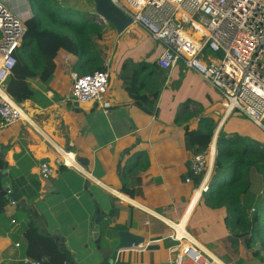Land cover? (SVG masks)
Segmentation results:
<instances>
[{
	"label": "crops",
	"instance_id": "crops-1",
	"mask_svg": "<svg viewBox=\"0 0 264 264\" xmlns=\"http://www.w3.org/2000/svg\"><path fill=\"white\" fill-rule=\"evenodd\" d=\"M2 1L26 20L34 12L33 4L38 5L36 0ZM75 7L105 31L99 44L102 56L106 54L109 86L98 101L75 104L70 89L78 54L59 49L52 78L32 83V96L19 103L25 118L0 126V159L6 165L1 185L11 190L13 169L19 171L22 186L38 180L33 205L44 218L35 230L26 211L31 205L12 195L14 201L0 214V264H22L23 257L41 259L42 264H102L117 241L116 231L122 229L142 235L143 247L116 252L114 264H176L181 242L164 219L184 220L181 226L184 223L205 250L226 264H264L260 241L249 247L225 224L227 204L210 208L201 199L199 180L185 181L192 154L184 145L185 126L193 128L199 119L211 118L217 124L216 138L237 132L257 140L253 122L237 109L228 113L221 92L182 62L169 69L158 66L163 45L143 27L129 24L118 34L96 16L93 0ZM122 75L138 77L143 92L156 97L135 102ZM63 157L68 164L58 162ZM42 161L53 168L48 178L39 175ZM7 175L10 182L4 180ZM251 181V190L258 193L260 184L253 186ZM21 204L24 212L18 209ZM112 205L116 215H111ZM97 218L103 221L99 248L92 230ZM64 253L70 255V263Z\"/></svg>",
	"mask_w": 264,
	"mask_h": 264
},
{
	"label": "built area",
	"instance_id": "built-area-1",
	"mask_svg": "<svg viewBox=\"0 0 264 264\" xmlns=\"http://www.w3.org/2000/svg\"><path fill=\"white\" fill-rule=\"evenodd\" d=\"M109 1L120 8L130 24L143 27L163 45L158 66L169 69L178 61L182 62L221 92L227 101L228 113L237 109L264 130V0ZM25 21L23 15L0 0L1 127L25 118L20 104L5 91L6 80L16 63V51L26 31ZM194 32H201L200 37L195 39ZM205 48H208L207 53ZM211 54L216 58H209ZM72 79L70 99L75 104L98 101L109 86L107 69L74 74ZM211 148L191 154L189 159L191 174H201L198 186L201 192L208 189L211 159L216 153ZM58 162L68 164L64 157ZM52 173V166L42 161L40 177L48 178ZM192 175L186 176L185 181L190 182ZM5 187L10 194L9 185ZM183 221L164 219L166 226L174 231L173 236L181 242L180 261L176 264H226L205 250L186 230L185 224L181 226ZM181 228L182 235L178 236ZM136 247L142 248L143 243ZM19 260L22 264H42L41 259L30 257Z\"/></svg>",
	"mask_w": 264,
	"mask_h": 264
},
{
	"label": "trees",
	"instance_id": "trees-1",
	"mask_svg": "<svg viewBox=\"0 0 264 264\" xmlns=\"http://www.w3.org/2000/svg\"><path fill=\"white\" fill-rule=\"evenodd\" d=\"M51 4L39 6L34 3V12L25 21L26 31L22 37V45L15 54L16 63L5 83V91L18 103L32 96V83L36 81L47 83L52 78L56 68L55 56L59 49L78 54L74 64L77 75L106 70V54L104 52L102 56L103 46L99 44L105 33L102 26L86 17L74 19L66 12L61 17L58 14L59 9ZM106 23L114 29L110 22ZM200 35L197 32L193 34L195 39ZM204 52L207 53L208 48H205ZM122 78L125 89L135 102H152L156 97V94L149 95L143 92L138 77L122 75ZM187 119L188 114H185L183 120ZM216 125L211 118H201L195 127L185 126V148L191 150L192 154L206 150L212 141ZM254 126H251V129L257 134V140L264 142L263 133L255 124ZM257 140L238 133L221 134L217 137L216 155L208 189L202 193L201 199L210 208L225 202L227 204L225 224L236 230L237 235L243 237L249 247L251 243L259 240L261 248L264 249V144ZM3 166L4 161L0 159V171ZM252 170L260 176L261 189L258 193L251 190ZM18 173L19 171L14 169L10 171L14 181L9 195H13L17 201L24 197L29 202L31 206L26 211L36 225L35 230L38 231L39 224L44 222L42 214L33 205L39 193V182L33 180L29 187L22 186ZM189 175L192 174L188 164L186 176ZM200 177L201 174L192 175L194 181H198ZM4 180L10 182V176L7 175ZM16 183L23 187L21 194L17 191ZM122 191L133 195L125 188ZM9 201L6 196L0 195V214ZM18 209L24 212L25 205L21 204ZM117 212L112 205L111 215H116ZM41 236L49 241L48 236L44 234ZM51 242L53 243L52 240ZM54 246L58 249L56 243ZM64 254L67 263H70L72 260L70 255ZM119 258L122 259L121 256Z\"/></svg>",
	"mask_w": 264,
	"mask_h": 264
},
{
	"label": "water",
	"instance_id": "water-1",
	"mask_svg": "<svg viewBox=\"0 0 264 264\" xmlns=\"http://www.w3.org/2000/svg\"><path fill=\"white\" fill-rule=\"evenodd\" d=\"M94 1V7H95V13L102 18L105 21L110 22L116 32L118 34L122 33L123 30L130 24V19L126 17L123 12L120 10V8L110 2L109 0H93ZM216 143V137L214 139V144ZM6 173V165L3 166V168L0 171V180L4 177ZM0 195L6 196L10 201H14V197L12 195H9L7 193V188L1 185L0 182ZM96 224L92 225L93 230V238L95 240V243L98 244V248L100 247L99 240V226L103 223L100 219L95 220ZM55 239H60L56 233H54ZM116 243L113 245V247L110 249V252L108 255L105 256L106 261L102 264H114V256L116 252H120L123 249H128L132 247H136L138 244L144 242V237L140 234L131 232L129 230H117L116 231ZM62 242V239H60ZM63 245V242L60 243V245Z\"/></svg>",
	"mask_w": 264,
	"mask_h": 264
},
{
	"label": "rangeland",
	"instance_id": "rangeland-1",
	"mask_svg": "<svg viewBox=\"0 0 264 264\" xmlns=\"http://www.w3.org/2000/svg\"><path fill=\"white\" fill-rule=\"evenodd\" d=\"M36 1L38 2L39 6H41L42 4H45L47 6H51L52 5L51 3H53L59 9L58 14L61 17H63L64 13L66 12L72 18L74 17V19L75 18H84V17L88 18L86 12H84L81 9H76V7H75V6H84L85 0H36ZM57 1H59V4L56 5ZM69 6H73L75 9H73ZM96 16H98V15H96ZM106 22L107 21H105V24H106ZM197 33L201 34V32H197ZM123 36H125V34ZM122 38L123 37H121V39ZM231 133H237V132H231ZM250 178L253 180V186H255V185L258 186V183L261 186V182H259L260 176L254 170L251 171Z\"/></svg>",
	"mask_w": 264,
	"mask_h": 264
},
{
	"label": "clouds",
	"instance_id": "clouds-1",
	"mask_svg": "<svg viewBox=\"0 0 264 264\" xmlns=\"http://www.w3.org/2000/svg\"><path fill=\"white\" fill-rule=\"evenodd\" d=\"M21 45H22V42H21ZM21 47V46H20ZM20 47L17 49V51L20 49ZM16 51V52H17ZM215 137H216V134L214 135L213 134V137H212V141H211V143H210V145H209V147H212V144H213V148L215 149V152H216V143L214 144V139H215ZM217 139V138H216ZM208 147V148H209ZM207 148V149H208ZM215 155H216V153H215ZM215 155H214V157L213 158H215ZM213 158L211 159V162L213 161ZM212 167H213V164L211 163V170H212ZM211 173V172H210ZM203 193V192H202Z\"/></svg>",
	"mask_w": 264,
	"mask_h": 264
},
{
	"label": "bare ground",
	"instance_id": "bare-ground-1",
	"mask_svg": "<svg viewBox=\"0 0 264 264\" xmlns=\"http://www.w3.org/2000/svg\"><path fill=\"white\" fill-rule=\"evenodd\" d=\"M211 150H213L212 148H211ZM71 155V154H70ZM71 158V161H73V156L72 157H70ZM73 163H74V161H73ZM179 232L181 233V235H182V228H181V230H179ZM180 235V236H181Z\"/></svg>",
	"mask_w": 264,
	"mask_h": 264
}]
</instances>
